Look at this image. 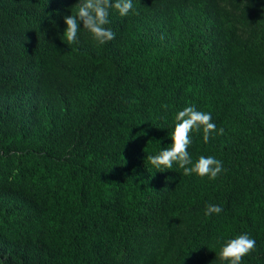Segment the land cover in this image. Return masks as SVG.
<instances>
[{"label": "trees", "instance_id": "1", "mask_svg": "<svg viewBox=\"0 0 264 264\" xmlns=\"http://www.w3.org/2000/svg\"><path fill=\"white\" fill-rule=\"evenodd\" d=\"M132 2L97 46L61 39L79 0H0V264H221L241 234L264 264V0ZM189 106L215 180L146 160Z\"/></svg>", "mask_w": 264, "mask_h": 264}, {"label": "clouds", "instance_id": "2", "mask_svg": "<svg viewBox=\"0 0 264 264\" xmlns=\"http://www.w3.org/2000/svg\"><path fill=\"white\" fill-rule=\"evenodd\" d=\"M77 9L75 14L64 16L66 30L61 37L68 44L77 42L78 32L83 30L87 32L97 46H103L115 39V33L108 27L110 11L115 9L121 17H127L133 10L132 0H79L75 5ZM165 109L167 105L163 106ZM175 128L171 134L172 143L162 149L157 155H149L146 160L157 172L170 170L173 165H178L183 170L184 176L196 174L200 178L208 177L215 180L223 171L222 161L212 156H200L193 163L188 152L192 143L191 133L203 134L204 143H208L212 134L217 132L216 124L212 122L211 113L196 110L195 107H185L175 114ZM223 128L218 131L223 135ZM223 209L218 205L209 204L205 208V216L220 214ZM256 246L255 239L247 234H241L234 239L228 240L220 252L216 254V260L221 264H241L243 258L254 251ZM214 264V262H213Z\"/></svg>", "mask_w": 264, "mask_h": 264}]
</instances>
